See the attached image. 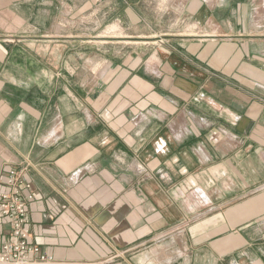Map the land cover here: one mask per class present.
<instances>
[{"label":"crops","instance_id":"obj_1","mask_svg":"<svg viewBox=\"0 0 264 264\" xmlns=\"http://www.w3.org/2000/svg\"><path fill=\"white\" fill-rule=\"evenodd\" d=\"M9 168L52 264H264V0H0Z\"/></svg>","mask_w":264,"mask_h":264},{"label":"built area","instance_id":"obj_2","mask_svg":"<svg viewBox=\"0 0 264 264\" xmlns=\"http://www.w3.org/2000/svg\"><path fill=\"white\" fill-rule=\"evenodd\" d=\"M2 185L0 219L9 224L0 229V264H52V257L30 241L26 202L33 200L35 194L23 169L9 168L3 176ZM29 254L39 256L29 259Z\"/></svg>","mask_w":264,"mask_h":264},{"label":"rangeland","instance_id":"obj_3","mask_svg":"<svg viewBox=\"0 0 264 264\" xmlns=\"http://www.w3.org/2000/svg\"><path fill=\"white\" fill-rule=\"evenodd\" d=\"M145 26V25H144ZM185 33H187V31H184ZM112 33H114V34H116L114 31H112ZM161 33H164V32H161ZM188 33H190V32H188ZM113 34V35H114ZM144 34L146 35L147 34V32L146 31H144ZM149 34V33H148ZM159 38L161 39V38H164V36H159ZM145 40H153V38H147V39H145Z\"/></svg>","mask_w":264,"mask_h":264},{"label":"bare ground","instance_id":"obj_4","mask_svg":"<svg viewBox=\"0 0 264 264\" xmlns=\"http://www.w3.org/2000/svg\"><path fill=\"white\" fill-rule=\"evenodd\" d=\"M112 27V29H113V26H111ZM107 32V31H106Z\"/></svg>","mask_w":264,"mask_h":264}]
</instances>
